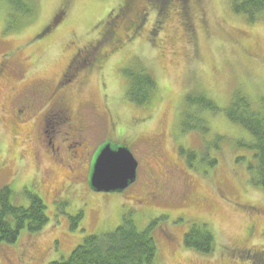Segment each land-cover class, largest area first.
I'll return each mask as SVG.
<instances>
[{"label":"rangeland","instance_id":"1","mask_svg":"<svg viewBox=\"0 0 264 264\" xmlns=\"http://www.w3.org/2000/svg\"><path fill=\"white\" fill-rule=\"evenodd\" d=\"M15 1L0 0V61L21 74L19 91L37 82L44 87L54 83L77 50L101 37L99 23L124 2L17 0L24 10ZM163 3L134 0L133 6L131 0L133 10L144 15L136 37L125 41L129 33L122 26L116 33L121 41L99 46L105 57L70 100L80 114L82 136L69 135L60 120L48 129L58 147L56 156L49 144H35L25 135H34L35 113L28 114L26 130L9 128L8 118L17 116L6 102L9 85L3 84L0 188L10 186L18 206H28L27 193L39 195L48 222L36 233L22 230L13 243L0 242V264L64 260L85 236L113 231L129 212L139 230L164 217L152 231L158 264H264L263 257H253L264 251V186L253 184L255 173L247 168L256 164L253 151L242 146L250 136L225 114L237 95L264 113V12L250 22L232 10L231 0H187L183 7L176 0ZM180 7L186 14H179ZM153 8L158 10L154 26ZM56 16L54 26L41 34ZM141 68L153 75L157 87L148 105L136 106L125 96L127 76ZM200 93L219 108L199 113L204 132L193 128L199 118L186 100ZM149 139L160 142L159 154L152 149L149 154ZM80 140L83 154L73 156L67 145ZM106 142L126 145L138 161L136 179L123 192H95L86 182L87 165ZM37 151L39 159L34 158ZM147 167L158 177L154 183ZM154 184L159 185L154 188L157 196L144 200ZM196 223L205 224L214 235L210 254L183 244L185 232ZM249 224L254 227L247 237Z\"/></svg>","mask_w":264,"mask_h":264},{"label":"trees","instance_id":"2","mask_svg":"<svg viewBox=\"0 0 264 264\" xmlns=\"http://www.w3.org/2000/svg\"><path fill=\"white\" fill-rule=\"evenodd\" d=\"M7 3H14V0H4ZM149 4L163 5V2L172 0H146ZM179 6H184L187 0H176ZM154 2V3H153ZM131 0H124L120 6V19H104L99 23L102 27L101 37L97 40V46H105L111 40L121 41L117 37V28L126 26L129 35L125 41H130L137 34L138 26L144 20L142 13L133 10L134 0H132V13L126 11L127 4L131 5ZM19 9L26 10L24 4L15 1L14 4ZM231 8L237 13L246 17L250 22L255 21L259 14L264 12V0H231ZM182 10V9H181ZM186 14L185 10H182ZM125 12V13H124ZM53 22L43 30L41 34L50 30ZM158 21V18H156ZM132 22H136L135 27L129 32ZM124 40V39H123ZM122 42L124 43V41ZM113 43V44H114ZM105 44V45H104ZM119 45V44H118ZM122 45V43H121ZM116 46L118 49V47ZM114 49V50H115ZM113 50V52H114ZM135 73L127 76V88L125 96L128 101L136 106L148 105L155 89L156 80L146 69H137ZM236 96V95H235ZM187 104H193L196 108L194 114L199 118L198 123L193 128L207 130L203 119L199 115L202 111H218V106L213 100L200 93L197 96H186ZM188 105V106H189ZM228 119L240 125L248 135L250 140L242 146L253 151L256 164H248V170L255 173L253 184L264 186V113L253 108L251 102L242 96L234 97L230 107L225 112ZM186 130V129H185ZM192 154V152H191ZM214 160L209 164L213 165ZM191 165V161H189ZM251 172V173H252ZM255 180V181H254ZM29 198L28 206H18L13 203V192L10 186L5 185L0 188V242L13 243L17 240L19 233L25 230L29 233L40 231L48 222L46 216V206L39 195L32 192L27 193ZM81 217V212L73 218V225ZM164 217L154 219L143 230H139L131 218V212L124 214L121 224L113 231L102 234H91L85 236L80 244L76 245L66 259L51 261L49 264H158V245L152 235L153 228ZM183 244L197 253L206 255L214 250L215 240L211 230L203 223L193 224L183 237Z\"/></svg>","mask_w":264,"mask_h":264},{"label":"flooded vegetation","instance_id":"3","mask_svg":"<svg viewBox=\"0 0 264 264\" xmlns=\"http://www.w3.org/2000/svg\"><path fill=\"white\" fill-rule=\"evenodd\" d=\"M177 1V5H178ZM128 5V4H127ZM121 6V4H120ZM120 6L118 9H120ZM182 9L181 7L179 8ZM126 11L128 13H132L131 5L126 6ZM155 12L154 20L152 26L155 25L157 21L156 14L158 12L157 9L153 8L152 10ZM125 13V12H124ZM133 14V13H132ZM179 14L182 16L183 11H179ZM122 13L120 14V10L117 12H110L105 19L112 20L114 17L116 19H120ZM114 18V19H115ZM113 19V20H114ZM115 19V20H116ZM130 25L129 32L135 27L136 22H132ZM136 37V36H135ZM122 48L118 47V49L114 50L113 54L119 52ZM104 48H99L97 46V40L94 43H91L83 48V51L77 50L69 59L64 71L60 75V77L54 83H48V85L43 86L41 82L31 84L25 91H19L18 88L20 85L18 83L21 80V74L7 67L4 61H0V92L4 88V86L9 85L7 91L11 94V96L6 97V102L9 101L10 109L14 114H16V120L12 118H8L7 124L10 129L16 131L21 126L22 130H26L28 125V121L25 120L29 117L28 114L31 112L35 113L33 116L37 119L36 123H33V132L34 135L26 132L25 135L32 136L35 144L41 145L43 142L49 144V148L51 150V155L56 156L58 152V147L52 141V138L48 135L49 127L53 130V126L55 123L60 122L64 123V127L67 129V133L73 137H81L83 132V123L80 121V114L77 112L78 110L73 109L70 104L71 95L73 92L75 94H80L82 88L86 85L88 81V77L93 70L94 67L105 57ZM84 55V56H82ZM80 60V61H79ZM76 61L78 64L72 69L70 66L72 63ZM71 69V71H70ZM70 71V72H69ZM69 72V73H68ZM68 73V74H67ZM19 80V81H18ZM4 84V86H3ZM1 98V97H0ZM81 104L86 103L87 100H80ZM92 103V101H89ZM36 134V135H35ZM148 145L150 146L149 154L151 155V149L154 154H159L161 151L159 146L160 142L154 139V142L151 143V139L148 141ZM155 148H158L159 151H154ZM41 151L40 148H37ZM67 149L70 150L74 155L77 156L78 153L83 154V150L85 149L84 142L82 140L75 141L72 145H67ZM82 149L81 151H79ZM37 151L35 154V159L40 158V153ZM44 153L49 154V152L44 149ZM156 156V155H155ZM4 166V165H3ZM5 167V166H4ZM90 170V163L87 165L86 174V182L88 184V175ZM146 173L151 179H155L152 181L153 183L156 181L158 177L155 174V171L150 167H147ZM161 182V178L159 183ZM151 183V182H150ZM132 185V184H131ZM89 186V185H88ZM130 187V186H129ZM159 185H153L145 191L144 200H151V198H155L157 196V191ZM142 199V200H143ZM254 225L249 224L246 228V235L249 237L252 233ZM246 254H250V251H247ZM263 257L264 259V251L255 252L254 256ZM259 259V258H257ZM260 260V259H259Z\"/></svg>","mask_w":264,"mask_h":264},{"label":"water","instance_id":"4","mask_svg":"<svg viewBox=\"0 0 264 264\" xmlns=\"http://www.w3.org/2000/svg\"><path fill=\"white\" fill-rule=\"evenodd\" d=\"M138 161L126 145L104 143L90 162L88 185L95 192H122L136 179Z\"/></svg>","mask_w":264,"mask_h":264}]
</instances>
